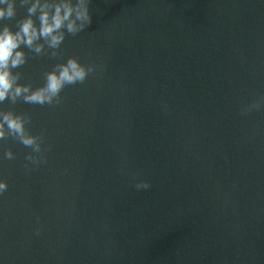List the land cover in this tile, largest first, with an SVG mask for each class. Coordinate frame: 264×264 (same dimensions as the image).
I'll return each mask as SVG.
<instances>
[{"label": "water", "instance_id": "95a60500", "mask_svg": "<svg viewBox=\"0 0 264 264\" xmlns=\"http://www.w3.org/2000/svg\"><path fill=\"white\" fill-rule=\"evenodd\" d=\"M63 57L95 71L52 106L5 104L45 133L0 174L5 264H264V3L92 0ZM25 14L18 8V18ZM59 62L33 58L22 82ZM140 181L148 191H136ZM39 218L43 231L34 233Z\"/></svg>", "mask_w": 264, "mask_h": 264}, {"label": "clouds", "instance_id": "9594fccd", "mask_svg": "<svg viewBox=\"0 0 264 264\" xmlns=\"http://www.w3.org/2000/svg\"><path fill=\"white\" fill-rule=\"evenodd\" d=\"M264 3V0H260ZM92 0H0V165L5 160L14 161L17 154L12 148H4V142L12 139L30 149L24 156V167L32 171L47 163L49 145L44 147L45 133L33 134L28 113L5 108V104L52 106L62 102V92L70 85L84 84L92 64L82 63L77 56L64 59L63 46L66 38L77 36L92 24ZM18 8L25 14L18 18ZM49 57L58 60L43 73V83L33 86L22 82L20 71L29 63V58ZM264 109V97L241 108L240 115ZM150 183L140 181L134 185L136 191H148ZM9 189V182L0 174V197ZM36 236L43 231L39 225ZM0 264H5L0 256Z\"/></svg>", "mask_w": 264, "mask_h": 264}]
</instances>
